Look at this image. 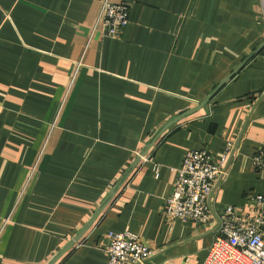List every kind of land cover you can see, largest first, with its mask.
<instances>
[{
    "label": "crops",
    "instance_id": "obj_1",
    "mask_svg": "<svg viewBox=\"0 0 264 264\" xmlns=\"http://www.w3.org/2000/svg\"><path fill=\"white\" fill-rule=\"evenodd\" d=\"M104 1L0 0V264H108L127 231L204 264L214 222L164 213L190 151L232 149L217 208L264 196V0H111L117 39Z\"/></svg>",
    "mask_w": 264,
    "mask_h": 264
},
{
    "label": "built area",
    "instance_id": "obj_2",
    "mask_svg": "<svg viewBox=\"0 0 264 264\" xmlns=\"http://www.w3.org/2000/svg\"><path fill=\"white\" fill-rule=\"evenodd\" d=\"M131 4L105 0L99 22L106 38L117 39L127 28ZM232 149L217 162L207 149L186 154L178 170L171 196L164 207L171 220H190L197 225L214 222V241L204 264H264V196L250 198L248 211L235 206H215V194L229 174ZM264 171V150L253 158ZM159 168H156L158 175ZM108 264H145L156 249L132 232L109 233L103 249Z\"/></svg>",
    "mask_w": 264,
    "mask_h": 264
},
{
    "label": "water",
    "instance_id": "obj_3",
    "mask_svg": "<svg viewBox=\"0 0 264 264\" xmlns=\"http://www.w3.org/2000/svg\"><path fill=\"white\" fill-rule=\"evenodd\" d=\"M70 247L71 246L67 247L66 250H64L63 252H61V254L54 260V262L52 264H54L56 262V260L59 259Z\"/></svg>",
    "mask_w": 264,
    "mask_h": 264
}]
</instances>
